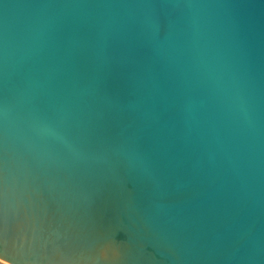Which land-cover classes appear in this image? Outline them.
Wrapping results in <instances>:
<instances>
[{
    "label": "water",
    "instance_id": "1",
    "mask_svg": "<svg viewBox=\"0 0 264 264\" xmlns=\"http://www.w3.org/2000/svg\"><path fill=\"white\" fill-rule=\"evenodd\" d=\"M0 259L264 264V0H0Z\"/></svg>",
    "mask_w": 264,
    "mask_h": 264
},
{
    "label": "rangeland",
    "instance_id": "2",
    "mask_svg": "<svg viewBox=\"0 0 264 264\" xmlns=\"http://www.w3.org/2000/svg\"><path fill=\"white\" fill-rule=\"evenodd\" d=\"M0 264H10V263H8V262H6V261L0 259Z\"/></svg>",
    "mask_w": 264,
    "mask_h": 264
}]
</instances>
